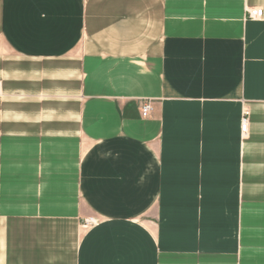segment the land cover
Returning a JSON list of instances; mask_svg holds the SVG:
<instances>
[{
    "label": "crops",
    "instance_id": "obj_1",
    "mask_svg": "<svg viewBox=\"0 0 264 264\" xmlns=\"http://www.w3.org/2000/svg\"><path fill=\"white\" fill-rule=\"evenodd\" d=\"M0 264H264V0H0Z\"/></svg>",
    "mask_w": 264,
    "mask_h": 264
},
{
    "label": "built area",
    "instance_id": "obj_2",
    "mask_svg": "<svg viewBox=\"0 0 264 264\" xmlns=\"http://www.w3.org/2000/svg\"><path fill=\"white\" fill-rule=\"evenodd\" d=\"M262 9L261 8H248L246 10V16L250 19H258V18H261L262 17ZM151 112V107L149 104H144L142 107H141V114L142 116H148ZM247 127H248V117L246 115H242V118H241V125H240V128H241V132L242 134H246L247 132ZM97 220L94 219V218H91L88 223L89 225L91 226L92 224H95L97 223L96 222Z\"/></svg>",
    "mask_w": 264,
    "mask_h": 264
},
{
    "label": "rangeland",
    "instance_id": "obj_3",
    "mask_svg": "<svg viewBox=\"0 0 264 264\" xmlns=\"http://www.w3.org/2000/svg\"><path fill=\"white\" fill-rule=\"evenodd\" d=\"M248 8H249V7H248ZM250 8H251V7H250ZM242 112H243L242 115L244 114V115L248 116V110H247L246 108H243V109H242ZM242 136H243V137H246V136H247V132H246V134H244V135H242ZM255 193H257V192L255 191ZM91 218H93V217L87 218V219L83 220V222H81V226H82V229H83V230H86V229H88V228L90 227L88 221H89Z\"/></svg>",
    "mask_w": 264,
    "mask_h": 264
}]
</instances>
